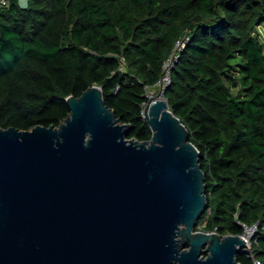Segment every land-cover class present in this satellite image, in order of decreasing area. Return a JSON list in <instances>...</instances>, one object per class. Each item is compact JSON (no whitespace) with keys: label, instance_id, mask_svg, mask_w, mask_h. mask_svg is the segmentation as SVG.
<instances>
[{"label":"trees","instance_id":"1","mask_svg":"<svg viewBox=\"0 0 264 264\" xmlns=\"http://www.w3.org/2000/svg\"><path fill=\"white\" fill-rule=\"evenodd\" d=\"M1 1V128L58 126L66 98L98 85L127 138L149 140L145 95L188 36L162 97L200 152L207 205L195 229L258 222L264 264V0Z\"/></svg>","mask_w":264,"mask_h":264},{"label":"water","instance_id":"2","mask_svg":"<svg viewBox=\"0 0 264 264\" xmlns=\"http://www.w3.org/2000/svg\"><path fill=\"white\" fill-rule=\"evenodd\" d=\"M145 98L149 140L127 138L98 85L58 126L0 127V264H240L238 234L195 229L207 198L188 129Z\"/></svg>","mask_w":264,"mask_h":264},{"label":"built area","instance_id":"3","mask_svg":"<svg viewBox=\"0 0 264 264\" xmlns=\"http://www.w3.org/2000/svg\"><path fill=\"white\" fill-rule=\"evenodd\" d=\"M2 5H6V1H1ZM188 40V36L183 37L182 39L178 40L175 43L174 50L171 55L164 61L163 63V73L161 78L158 80L157 85L159 86V94L162 96V93L166 86L170 84L171 75L170 70L174 65V62L179 57V53L181 49L185 46L186 41ZM123 61L124 58L120 57ZM118 90V86L115 87V91ZM148 93V92H147ZM145 105V104H144ZM237 224L241 227L242 232L238 235L244 241V245L239 248V251L247 254L250 258L252 263L251 264H261V261L255 257L253 247L257 244L258 238H256L258 234L259 223H252L248 224L242 221H237ZM197 231H201L199 227H197Z\"/></svg>","mask_w":264,"mask_h":264},{"label":"rangeland","instance_id":"4","mask_svg":"<svg viewBox=\"0 0 264 264\" xmlns=\"http://www.w3.org/2000/svg\"><path fill=\"white\" fill-rule=\"evenodd\" d=\"M262 31L264 33V30H262ZM262 36L264 37V34ZM147 92H149V93L152 92V94L157 95L160 92L159 86L155 85V86L151 87ZM149 93H148V95H149Z\"/></svg>","mask_w":264,"mask_h":264},{"label":"bare ground","instance_id":"5","mask_svg":"<svg viewBox=\"0 0 264 264\" xmlns=\"http://www.w3.org/2000/svg\"><path fill=\"white\" fill-rule=\"evenodd\" d=\"M148 93H149V92H148ZM148 93H147V95H148ZM148 97H149V98H152V99H153V98L162 99L161 96H160V97H155L154 94H152V92L149 93Z\"/></svg>","mask_w":264,"mask_h":264}]
</instances>
